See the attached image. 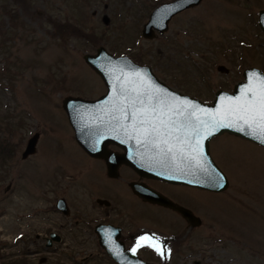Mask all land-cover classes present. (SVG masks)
<instances>
[{"label": "rangeland", "instance_id": "374dc122", "mask_svg": "<svg viewBox=\"0 0 264 264\" xmlns=\"http://www.w3.org/2000/svg\"><path fill=\"white\" fill-rule=\"evenodd\" d=\"M165 1L171 0H0V141L15 149L0 159L21 161L27 140L38 133L37 153L27 158L35 181L60 161L66 176L77 173L83 181L93 169L90 178L104 182L100 168L105 167L88 160L62 108L67 96L93 100L105 93L101 77L83 60L101 45L116 56L134 61L140 56L139 63L162 82L206 103L219 89L232 92L248 67L264 72V32L257 23L264 0H202L172 17L167 32L143 38L141 27ZM53 23L70 24L79 34L60 36ZM209 151L227 175L229 186L222 192L155 185L182 199L201 224L187 232L184 219L157 208L143 224L167 234L172 232L167 222L176 221L178 235L202 264H264V147L225 133L210 140ZM27 165L16 166L26 170ZM0 170V210L8 212L2 222L8 235L16 230L14 211L25 212L35 199L18 189L5 195L13 174ZM33 173L29 170L30 177ZM76 182L68 181L72 201L95 197L84 181Z\"/></svg>", "mask_w": 264, "mask_h": 264}, {"label": "water", "instance_id": "95a60500", "mask_svg": "<svg viewBox=\"0 0 264 264\" xmlns=\"http://www.w3.org/2000/svg\"><path fill=\"white\" fill-rule=\"evenodd\" d=\"M201 1L161 2L151 11L147 22L141 27V36L152 39L156 33L167 32L172 17L199 5ZM258 15V26L264 32V10ZM83 60L101 77L106 91L93 100L67 96L62 100V108L71 129H74L77 144L91 157L104 159L110 176H116L121 165H128L140 177L220 193L229 184L227 175L212 159L209 151L210 140L220 134L232 133L236 137L264 147V135L253 132L242 124L232 123L231 126L217 127L210 122L205 127L198 124L195 117H190L191 123L199 128V133L194 134L191 130L185 129L173 131V126L168 123L169 108L173 112L183 111L184 115L195 112L201 120L210 121L205 113L225 110L229 98L252 99L253 92L259 94L260 82L264 80V72L260 68L248 67L242 72L243 80L233 86L232 92L219 89L214 94L213 102L206 103L172 89L158 79L150 66L136 63L128 56H116L102 45L94 54H84ZM217 70L227 72L229 69L218 66ZM148 97H152L150 102ZM140 100H144L145 103L140 104ZM161 100L163 104L160 103ZM153 105L155 111L151 110ZM161 108L163 111H160ZM144 109L149 110L143 111ZM200 109L204 111H199ZM134 111L137 112L136 120L131 116ZM141 119L147 123L141 124ZM172 119L182 122L184 116L173 114ZM151 125H155L158 131L150 130L147 136L138 131L140 128L150 129ZM38 137L39 134L34 133L27 140L21 158L26 159L35 153ZM110 145L121 148L122 152H114L109 148ZM134 192L143 199H151V202L173 208L195 227L201 224V219L189 209L172 202L151 188L135 189Z\"/></svg>", "mask_w": 264, "mask_h": 264}, {"label": "flooded vegetation", "instance_id": "af4514ba", "mask_svg": "<svg viewBox=\"0 0 264 264\" xmlns=\"http://www.w3.org/2000/svg\"><path fill=\"white\" fill-rule=\"evenodd\" d=\"M109 148L114 152H122L117 146L110 145ZM36 153L35 150L30 156ZM86 155L88 160L103 164L105 170L102 167L100 169L104 182L99 185L101 180L96 182L93 177L90 178L88 174L93 171L91 166L82 179L85 183L83 188L89 189L95 197H84L77 201L70 198L68 181H77L80 185L83 181L77 173L66 176L65 165L60 161L50 164L48 168H51L39 181H35L30 166L33 163L27 160L30 156L21 158L19 162L0 159V168L5 169V173L13 174L4 194L15 195L18 189V192L23 190L20 192H25L28 197L34 195L35 199L32 202L34 206L25 208V212L14 211L12 216L15 217L16 230L13 234H5L8 229L2 222L8 212L5 208L0 210V264H202L200 259L194 258V250L186 248L187 241L178 235L180 230L176 221L167 222L172 229L167 234L152 227L147 228L143 222L147 217L153 218L157 208L184 219L187 232L196 229L194 224H189L173 208L143 199L134 192L135 189L151 188L193 212L171 190L165 192L155 186L159 184L174 188L184 185L140 177L128 165H121L117 175L110 176L104 159ZM22 162L29 163L25 166L26 170L24 165L21 166L23 170L16 166ZM29 170L33 173L32 177ZM122 171L126 174L122 175ZM20 180L29 185H19ZM145 236L159 244L162 251L141 243V238Z\"/></svg>", "mask_w": 264, "mask_h": 264}, {"label": "snow or ice", "instance_id": "6c2138e0", "mask_svg": "<svg viewBox=\"0 0 264 264\" xmlns=\"http://www.w3.org/2000/svg\"><path fill=\"white\" fill-rule=\"evenodd\" d=\"M261 87L259 90V94L257 95L255 92H253V98L252 99H244L241 97L236 98H229L227 100L228 107L221 111V110H215L212 112H206L205 115L210 118V121H204L199 118V116H196V113H190L188 115H184L183 111L173 112L171 108H169V121L168 123L173 126V131L179 132L181 129L185 130H191L194 134L199 133V128H197L195 125L191 123L190 117H195L198 124L203 125L207 127L210 122H213L215 126H231L232 123L242 124L244 126H247L249 129H251L253 132H259L260 134L264 135V80L260 82ZM152 97H148L149 102L151 101ZM140 104H144V100L139 101ZM135 103V102H134ZM161 104H163V100L160 101ZM149 109H144L143 111H148ZM153 111L156 110L155 106H152ZM140 111V110H138ZM160 111H163L161 108ZM199 111H204L203 109H200ZM176 116H184V120L177 121L172 119V115ZM132 119L136 120L137 118V112L134 111L131 114ZM232 118L231 120L229 118ZM127 118V115L125 116ZM225 121H229V123H225ZM141 124L147 123V121L141 119ZM163 124L164 121H161ZM151 131H158L156 129L155 125H151L149 128H140L138 131L143 133L145 136L149 134ZM242 130V129H241ZM177 139L179 140L180 137L178 136ZM199 144V141H197V145ZM171 151V148L168 149ZM202 167V165H201ZM223 178H220V186H223ZM141 243L147 244L149 246L155 247L157 251H162L159 244H157L154 240H152L151 237L145 236L141 238ZM138 247L140 244L137 245Z\"/></svg>", "mask_w": 264, "mask_h": 264}, {"label": "trees", "instance_id": "16d2710c", "mask_svg": "<svg viewBox=\"0 0 264 264\" xmlns=\"http://www.w3.org/2000/svg\"><path fill=\"white\" fill-rule=\"evenodd\" d=\"M16 1L20 2V3H23V0H16ZM53 25L55 26L54 31L57 34L59 33L60 36H65V35H68V34L69 35H72V34L78 35L79 34L78 30L75 29V28L73 29L70 24L61 25V24H58V23H53ZM113 50H114V52L117 51V49L115 47L113 48ZM135 61L137 63H139V61L143 63V59L141 60L140 56L136 57ZM7 145L8 144L2 143L0 141V155H1V153H4L5 151L11 153V151H12L11 147H10V149H8L9 147H7ZM14 151H15V149L13 148L12 152H14ZM10 156H12V155H9L8 158H10Z\"/></svg>", "mask_w": 264, "mask_h": 264}]
</instances>
